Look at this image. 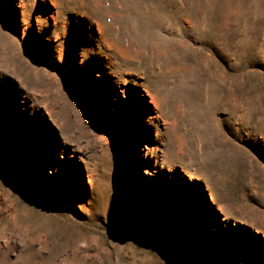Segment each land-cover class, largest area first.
Segmentation results:
<instances>
[{
	"label": "rangeland",
	"instance_id": "374dc122",
	"mask_svg": "<svg viewBox=\"0 0 264 264\" xmlns=\"http://www.w3.org/2000/svg\"><path fill=\"white\" fill-rule=\"evenodd\" d=\"M0 264H264V0H0Z\"/></svg>",
	"mask_w": 264,
	"mask_h": 264
},
{
	"label": "bare ground",
	"instance_id": "6f19581e",
	"mask_svg": "<svg viewBox=\"0 0 264 264\" xmlns=\"http://www.w3.org/2000/svg\"><path fill=\"white\" fill-rule=\"evenodd\" d=\"M151 96H152V95H151ZM149 97H150V96H149ZM150 103L153 104V103H154V99L151 98V99H150ZM152 104H151V105H152ZM36 167H37V170H41V166H40L39 164H37Z\"/></svg>",
	"mask_w": 264,
	"mask_h": 264
}]
</instances>
